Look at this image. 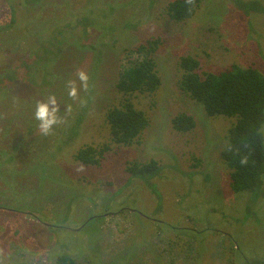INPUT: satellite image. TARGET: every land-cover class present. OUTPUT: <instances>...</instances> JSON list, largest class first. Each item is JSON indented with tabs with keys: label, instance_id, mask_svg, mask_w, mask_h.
Instances as JSON below:
<instances>
[{
	"label": "rangeland",
	"instance_id": "obj_1",
	"mask_svg": "<svg viewBox=\"0 0 264 264\" xmlns=\"http://www.w3.org/2000/svg\"><path fill=\"white\" fill-rule=\"evenodd\" d=\"M1 1L0 264H264V200L234 193L221 157L235 120L207 115L179 87L182 56L199 73L264 74V0H201L183 22L166 12L173 0ZM157 39L162 84L130 97L150 124L118 145L106 120L123 98L118 80ZM38 102L57 120L47 134ZM178 114L195 128L176 131ZM90 145L105 151L99 165L75 158ZM134 160L159 163V198L127 173Z\"/></svg>",
	"mask_w": 264,
	"mask_h": 264
},
{
	"label": "trees",
	"instance_id": "obj_2",
	"mask_svg": "<svg viewBox=\"0 0 264 264\" xmlns=\"http://www.w3.org/2000/svg\"><path fill=\"white\" fill-rule=\"evenodd\" d=\"M201 0H173L166 6L169 17L183 22L194 16ZM159 40H150L140 45L136 52L141 60L126 68L117 83L123 96L118 106L108 109L106 120L111 139L118 145H132L150 124L147 114L137 109L131 100L135 93H155L162 84L157 69L155 53ZM182 75L180 89L191 99L200 103L207 115L225 116L234 119L228 130L227 145L221 153L230 170V188L236 194L247 193L256 200H264V74L253 67L233 65L219 73H199V61L193 56H182L179 62ZM178 132H189L196 126L195 119L187 114H178L173 120ZM104 149L86 146L76 153V159L84 165H99ZM127 173L147 182L159 198L155 184L150 183L160 173L155 160L128 162ZM58 264H76L67 255L58 259Z\"/></svg>",
	"mask_w": 264,
	"mask_h": 264
},
{
	"label": "clouds",
	"instance_id": "obj_3",
	"mask_svg": "<svg viewBox=\"0 0 264 264\" xmlns=\"http://www.w3.org/2000/svg\"><path fill=\"white\" fill-rule=\"evenodd\" d=\"M78 79L82 82V86L86 89L88 84V75L84 72V71H80L78 73ZM68 87H69V96L72 98H76L77 96V88L75 85L74 81H69L68 83ZM50 102L55 105L56 101L54 96L50 97ZM58 111V107H53L52 109V115L54 116V114ZM50 113H49V108L47 103H37L36 105V112H35V118L37 120L42 121L43 123L40 125L41 130L47 134L51 125L54 123H57V120L55 118L53 119H49Z\"/></svg>",
	"mask_w": 264,
	"mask_h": 264
},
{
	"label": "flooded vegetation",
	"instance_id": "obj_4",
	"mask_svg": "<svg viewBox=\"0 0 264 264\" xmlns=\"http://www.w3.org/2000/svg\"><path fill=\"white\" fill-rule=\"evenodd\" d=\"M4 1H1L0 3V24H1V21L3 19V12H4V5H3Z\"/></svg>",
	"mask_w": 264,
	"mask_h": 264
}]
</instances>
